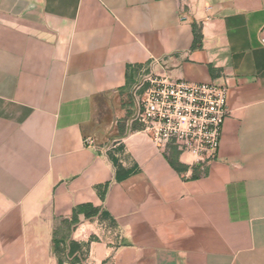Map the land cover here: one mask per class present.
Instances as JSON below:
<instances>
[{"label": "crops", "instance_id": "1", "mask_svg": "<svg viewBox=\"0 0 264 264\" xmlns=\"http://www.w3.org/2000/svg\"><path fill=\"white\" fill-rule=\"evenodd\" d=\"M151 60L227 86L212 161L129 126ZM83 205L115 232L89 241L104 224L78 214L81 264H264V0H0V264H58L54 227Z\"/></svg>", "mask_w": 264, "mask_h": 264}, {"label": "built area", "instance_id": "2", "mask_svg": "<svg viewBox=\"0 0 264 264\" xmlns=\"http://www.w3.org/2000/svg\"><path fill=\"white\" fill-rule=\"evenodd\" d=\"M156 62L151 60L134 73L128 92L129 126L139 125L138 132L161 150L187 154L190 165L212 161L227 115V86L171 81L154 72Z\"/></svg>", "mask_w": 264, "mask_h": 264}, {"label": "rangeland", "instance_id": "3", "mask_svg": "<svg viewBox=\"0 0 264 264\" xmlns=\"http://www.w3.org/2000/svg\"><path fill=\"white\" fill-rule=\"evenodd\" d=\"M126 102H130V97L128 95V98L126 100ZM131 103V102H130ZM132 114V112H130V115ZM97 219L99 221H101L104 225L103 230L102 231H97V235H92L89 237V241H98L99 239L101 240H105L107 237L108 238H113V233L115 232V227L112 225L111 221H109V219L104 216L103 213H99ZM79 221L76 225L73 224H66L63 221L60 222V225L55 226L54 231H53V235L56 237V239L58 240H64L65 243H63V245H61L62 248L65 249V251H67L68 248L70 247H75V253L77 255V257H79L81 260L84 259V256L86 254V250H87V243L81 242L80 244L77 241H74L71 239L73 233L75 232V230L78 228ZM113 244H116L118 242L112 240Z\"/></svg>", "mask_w": 264, "mask_h": 264}, {"label": "trees", "instance_id": "4", "mask_svg": "<svg viewBox=\"0 0 264 264\" xmlns=\"http://www.w3.org/2000/svg\"><path fill=\"white\" fill-rule=\"evenodd\" d=\"M114 164L116 166L115 180L117 182L124 180L125 178H127L129 175H131L134 172L132 170H124L121 166H119L116 163V161L114 162ZM99 213H103L104 216H107L105 212H99L98 209H95L91 207L90 205H83L73 210L70 221L65 220L63 222L66 224L70 223V224L76 225L79 221L78 214H83L85 219H93V218L98 217ZM63 243H65L64 240H58L54 236L53 247H54V254L59 259L58 264H62V260L60 259V257H64L67 261L71 262L72 264H81L82 260L79 257H77L75 253V247L73 248L70 247L67 249V251H65V249L61 247Z\"/></svg>", "mask_w": 264, "mask_h": 264}]
</instances>
